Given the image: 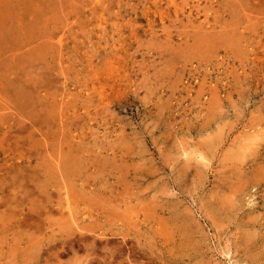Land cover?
<instances>
[{
	"label": "rangeland",
	"instance_id": "1",
	"mask_svg": "<svg viewBox=\"0 0 264 264\" xmlns=\"http://www.w3.org/2000/svg\"><path fill=\"white\" fill-rule=\"evenodd\" d=\"M0 264H264V0H0Z\"/></svg>",
	"mask_w": 264,
	"mask_h": 264
}]
</instances>
